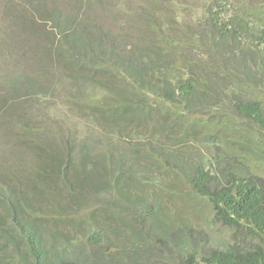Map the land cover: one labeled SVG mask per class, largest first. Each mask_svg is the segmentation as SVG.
Instances as JSON below:
<instances>
[{"label": "trees", "instance_id": "trees-1", "mask_svg": "<svg viewBox=\"0 0 264 264\" xmlns=\"http://www.w3.org/2000/svg\"><path fill=\"white\" fill-rule=\"evenodd\" d=\"M27 1L31 10L14 0H7L0 14V35L8 34L2 38H10L9 46L0 39V77L6 86L5 95L14 100L23 95L27 98L46 97L47 88L27 89L26 85L30 86L29 77L37 78L23 72L16 59V50L12 51L11 46L22 45L23 56L26 51L30 52V56L25 57L33 59L36 66L41 63L37 73L45 76L53 60L49 52L66 43V38L74 34L68 20H60L61 11L57 6L54 11L52 9L45 14L44 9H49L48 5L53 6L51 2ZM198 7L201 8V15L193 18V27H182L174 33L161 31L158 27L161 24L148 19L155 28V32H147L151 43L161 42L164 47L159 51L140 53L138 57L149 64L142 75L136 76L117 64L114 58H109L112 66L118 69L122 84L135 86V97L125 96L124 100L132 102L135 99L144 109L142 117L135 114V124L146 129L145 132H134L137 145L151 152L157 149L180 151V157L188 161L190 174L183 179L185 182L179 180L190 188L191 193L206 199L211 208L209 222L219 223L228 235L226 240L215 246L212 243L202 244L194 239L195 229L183 221L178 222L176 236L167 239L166 244L162 245L159 237H153L156 257L159 258L156 263L264 264V178L261 176L264 170L260 169L262 164L250 149V141H246L247 132L251 137L248 140L264 149V0H205ZM174 14L177 16L178 12L174 10ZM45 22L51 23V33L45 28ZM152 33L156 34L155 37ZM170 44L172 50H168ZM130 45H126L129 52ZM27 47L30 49L26 50ZM4 63L6 72L2 73ZM98 70L100 68L96 64L86 72L93 77L91 73ZM87 75L82 72V77ZM114 96L115 93L109 98L101 97L102 101L97 104L112 102ZM82 99L77 100L79 106H82ZM6 100V97H0V110ZM90 100L88 104L97 106ZM13 107L20 112L19 103H14ZM152 110L156 114L150 115ZM151 120L160 127L155 124L150 128ZM20 122L23 121L17 123ZM26 125L18 126V144L27 142ZM163 134L166 142L159 141ZM127 137L132 139L129 133ZM242 137L244 140H241ZM41 143L46 142L41 141L40 145L51 151ZM68 143L73 142L67 140L66 146L62 143L61 148L66 153V163L70 164L79 151L75 144L68 147ZM141 158L145 164L155 165L148 160V156ZM251 158L255 163L254 171L247 166ZM164 163L168 164V160L165 159ZM257 164L261 167L255 166ZM31 167L21 178L15 171L0 166V264H48V237L39 223L43 219L52 223L61 215L75 216L76 210H82L84 215V209H78L80 206L76 202L72 212L63 213L57 197L54 206H50L51 213H48L52 217L43 218L41 212L45 209L37 204L43 202L41 196L28 193L26 180ZM36 168L43 170L37 165ZM157 169L155 171L159 172ZM166 174L178 176L176 173H164L153 181L160 179L162 182L161 177ZM145 180L153 182L147 177ZM163 187L167 188L166 185ZM139 195H128L126 204L148 214L160 209L158 200L152 202L155 194H149L151 201L149 196ZM125 211L129 213L128 207ZM55 222H60V219ZM92 222L81 219L72 226L76 232L77 228L84 226L83 231L76 235H81L85 243L97 244L105 237L104 228L102 224ZM165 228L158 232H166L168 228ZM49 235L62 237L58 232ZM78 237L66 238L68 243L65 248L71 249L70 244L74 245ZM140 245V241L133 237L122 247L129 251ZM125 257L128 260L126 264L136 261L130 254ZM142 261L146 260L140 255L138 264ZM60 263L78 264V261L69 254L68 258H61ZM151 263L148 261L146 264Z\"/></svg>", "mask_w": 264, "mask_h": 264}, {"label": "rangeland", "instance_id": "rangeland-1", "mask_svg": "<svg viewBox=\"0 0 264 264\" xmlns=\"http://www.w3.org/2000/svg\"><path fill=\"white\" fill-rule=\"evenodd\" d=\"M6 1L0 0V14ZM46 1L53 6L48 5L49 9H44L45 14H49L52 9L54 11L57 6L61 11L60 20H68L74 34L52 52L47 51L58 62L51 61L45 76L37 73L41 63L36 66L33 59L25 57L30 56V52L26 51L23 56L22 45L11 46V50L17 52L16 59L23 72L37 78L29 77L30 86L26 85L27 89L47 88V93L46 97L27 98L23 95L14 100L5 95L6 86L0 77V97L7 98L0 110V166L15 171L23 178L32 165L26 180L28 193L41 196L43 202L37 204L45 209L42 210L44 212L40 211L43 218L52 217L48 213H51L50 206H54L57 197L65 214L72 212L75 202L80 206L78 209H84L85 216L82 210H76L75 216L61 215L55 218L60 219V222L54 220L50 223V220L43 219L39 223L48 237V264H59V260L68 258L69 254L76 258L78 264H126L128 260L125 256L129 254L136 258L134 264H138L140 255L146 260L142 264L148 261L158 264L153 237H159L162 245L166 244L167 239L176 236L178 222L181 221L195 229L194 239L202 244L212 243L215 246L226 240L228 235L220 224L209 222L211 208L206 199L191 193L190 188L180 181L190 174L188 161L180 157V151L157 149L151 152L137 145L139 143L135 141L134 132H145L146 129L135 124V114L142 117L144 109L135 99L132 102L124 100L125 96L135 97V86L126 83L124 86L118 69L109 61V58H114L127 71L136 76L142 75L149 64L138 57L140 53L159 51L164 47L161 42L151 43L147 32H155V28L148 19L161 24L158 27L167 33L180 31L186 26L193 27V18L201 15L198 6L205 0H44L49 4ZM14 2L31 10L27 0ZM174 10L178 12L177 16ZM44 24L50 32L51 23ZM7 35L2 33L0 39L9 46L10 38H2ZM152 35L155 37L156 34ZM129 43L130 52L126 48ZM172 48L170 44L168 50ZM96 64L100 70L91 73L93 77H90L86 70ZM5 65L2 64V73L6 72ZM82 72L87 77H82ZM112 93H115L112 102L97 104ZM81 98L82 106H79L77 100ZM89 100L97 106L88 104ZM14 103L20 104V112H17V107H13ZM149 114H156L155 110ZM20 120L23 121L20 125L27 124L26 144L17 143V122ZM155 124L151 120L150 128ZM127 133L132 135V139L127 137ZM249 137L246 132V141H250L253 155L262 164V167L260 164L255 166L264 170V149L248 140L251 139ZM67 140L73 142L68 143V147L75 144L79 151L77 155H72L70 164L66 163V153L61 148ZM41 141L46 142L41 144L47 145L51 151L43 148ZM159 141H167L165 134ZM145 155L154 162V166L142 161L141 157ZM165 159L168 164L164 163ZM254 164V159L248 160L247 166H250L251 171L255 169ZM36 165L43 170L37 169ZM155 166L159 172L155 171ZM164 173H176L178 176L166 174L161 177L162 182L160 179L153 181ZM261 176L264 178L263 171ZM146 177L153 182L146 181ZM152 193L155 194L152 202L158 200L161 203L155 213L148 214L145 210L140 211L126 204L128 195H146L151 201L149 194ZM126 207L129 213L125 211ZM81 219L87 223L92 220L96 225L102 224L104 239L97 244H88L81 235L78 237L76 234L81 233L84 226L77 228L76 232L72 224ZM164 227L168 228L166 232H158ZM51 232H58L62 237H52L49 235ZM132 236L141 245L126 251L122 245ZM73 237L78 238L74 245L70 244L71 249H66V238L70 240Z\"/></svg>", "mask_w": 264, "mask_h": 264}]
</instances>
